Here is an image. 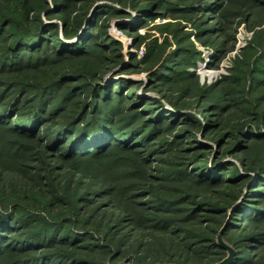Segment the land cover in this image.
I'll list each match as a JSON object with an SVG mask.
<instances>
[{
    "label": "trees",
    "instance_id": "trees-1",
    "mask_svg": "<svg viewBox=\"0 0 264 264\" xmlns=\"http://www.w3.org/2000/svg\"><path fill=\"white\" fill-rule=\"evenodd\" d=\"M126 4L137 18L119 29L138 47L147 22H207L224 0ZM126 4L0 0V264H214L222 226L230 264H264V38L204 87L186 70L200 58L190 42L174 33L162 57L168 42L154 39L142 64L164 102L137 98L135 84L105 80L122 62L106 25L132 17ZM222 24L195 34L221 55L228 41L203 38ZM126 228L155 254L129 255Z\"/></svg>",
    "mask_w": 264,
    "mask_h": 264
},
{
    "label": "rangeland",
    "instance_id": "rangeland-1",
    "mask_svg": "<svg viewBox=\"0 0 264 264\" xmlns=\"http://www.w3.org/2000/svg\"><path fill=\"white\" fill-rule=\"evenodd\" d=\"M122 1L126 4L132 0ZM254 1L255 0H224L222 11L218 9L219 15L212 14L208 17L209 19L207 22L204 21V17H200V15L197 14L190 18L185 17V14L178 13L173 15L165 14L163 17L147 22V24H145V20L141 22L140 25L142 26L145 24L147 26L138 31L139 34L145 36V41L138 47V42L134 39V36L127 35L119 29L121 23H130L137 18L135 10L126 4L127 6H125L124 10L131 14L132 17L111 16L106 25V33L114 41L120 43L122 53L121 64L114 66V68L106 74V82H116L119 79L127 80L132 83V85H136L131 89L132 92L130 94L133 97L158 98L161 102H164V100L161 99V94L155 88L150 87L148 82L150 71L147 70V65L142 64V61L146 54L147 45H149L154 39L158 40L159 45H162L164 40L168 42L162 55V57H167L168 53L172 52L176 47L175 37L177 39L181 37L184 45L189 44L190 42L193 47L200 52V58L196 60L195 66H189L186 68L189 72H193L197 75V81L200 86H210L221 81L225 77H229L231 71L236 65L242 66L240 65L242 62L246 61L247 63H250L253 59L252 57H245V49H247L249 45L253 46L257 37L262 36L264 38V5L261 4L264 0ZM99 2L103 3L104 1ZM99 2L97 1L96 3ZM113 5L117 7L118 4ZM221 13L224 16L220 17ZM222 20L225 21V24H222V33L220 32L218 36L209 35L203 38L204 40H207L209 44L216 42V44H218L217 46L220 48H223V46H220L222 42L226 43V41H228L229 44L224 46V49L227 48L228 50L225 54L221 55L215 52L211 46L201 43V41L195 37V34L198 33V31L205 32L207 28L216 26L221 23ZM174 33H176L175 37H173ZM131 34H135V32H132ZM187 34L190 35L189 39L186 38ZM229 37H233V42ZM184 85L185 84L182 86L184 87ZM118 88H116V90ZM188 99L189 98L186 97L184 100ZM166 108H168V106H166ZM197 137L199 138L198 133ZM199 140L201 139L199 138ZM224 160L232 159L230 157H224ZM84 181L87 183L86 179H84ZM100 201L98 200L97 203H100ZM122 233H129L130 235V239L126 242L132 246L133 252L129 255H135L140 258H150L155 254L151 251V249H154L155 247L153 246V242H149V237L141 235L138 232H129L128 228ZM222 240L224 241L223 237ZM149 244L151 245L149 246ZM231 248L233 249V247ZM220 261H217L214 264Z\"/></svg>",
    "mask_w": 264,
    "mask_h": 264
},
{
    "label": "water",
    "instance_id": "water-1",
    "mask_svg": "<svg viewBox=\"0 0 264 264\" xmlns=\"http://www.w3.org/2000/svg\"><path fill=\"white\" fill-rule=\"evenodd\" d=\"M223 229H224V226L218 232V235L216 237V244L218 247L225 250L227 255L223 260H221L220 262H218L216 264H230L235 257V251L222 240L221 235H222Z\"/></svg>",
    "mask_w": 264,
    "mask_h": 264
}]
</instances>
